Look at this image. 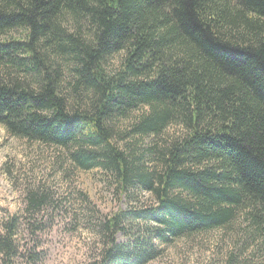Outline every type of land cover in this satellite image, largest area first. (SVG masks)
<instances>
[{"label": "trees", "instance_id": "1", "mask_svg": "<svg viewBox=\"0 0 264 264\" xmlns=\"http://www.w3.org/2000/svg\"><path fill=\"white\" fill-rule=\"evenodd\" d=\"M0 124L154 199L103 220L96 264H146L238 219L226 264H264V0H0Z\"/></svg>", "mask_w": 264, "mask_h": 264}, {"label": "rangeland", "instance_id": "2", "mask_svg": "<svg viewBox=\"0 0 264 264\" xmlns=\"http://www.w3.org/2000/svg\"><path fill=\"white\" fill-rule=\"evenodd\" d=\"M11 33L20 37L19 31ZM117 58L108 59L106 67L116 66ZM125 126L127 120L116 124L119 130ZM175 130L168 128L170 133ZM116 139L122 147L123 140ZM129 139H137V147L148 142L139 136ZM69 150L10 135L0 124V231L7 219L18 218L12 264H96L106 241L103 220L118 209L154 201L145 191L136 200L128 199L118 192L108 172L76 167ZM32 196L41 200L36 208L29 204ZM239 221L229 229L157 243L159 255L146 264H226ZM115 238L123 242L127 236L121 231Z\"/></svg>", "mask_w": 264, "mask_h": 264}]
</instances>
